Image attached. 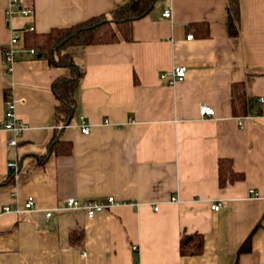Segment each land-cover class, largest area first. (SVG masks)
<instances>
[{
    "label": "crops",
    "instance_id": "0c3cea01",
    "mask_svg": "<svg viewBox=\"0 0 264 264\" xmlns=\"http://www.w3.org/2000/svg\"><path fill=\"white\" fill-rule=\"evenodd\" d=\"M10 1L0 0V264H264V0H240L238 37L228 36L227 0H159L134 23L133 42L70 48L86 71L61 135L74 152L44 167L33 156L53 136L60 102L51 84L71 72L24 50L22 36L12 46V35L68 27L126 0H21L33 14L8 19ZM176 66L189 71L172 84ZM235 82L245 83L261 114L254 106L247 117L233 115ZM7 90L30 124L14 147L3 127ZM203 103L214 117L201 116ZM220 158L233 159L245 179L221 187ZM30 196L35 207L27 210ZM109 196L118 205L94 217L61 209L69 198ZM75 228L85 233L82 247L70 245ZM256 228L251 251L238 253ZM192 234L203 235L204 252L182 256L181 238Z\"/></svg>",
    "mask_w": 264,
    "mask_h": 264
},
{
    "label": "trees",
    "instance_id": "16d2710c",
    "mask_svg": "<svg viewBox=\"0 0 264 264\" xmlns=\"http://www.w3.org/2000/svg\"><path fill=\"white\" fill-rule=\"evenodd\" d=\"M158 1L126 0L112 8L108 13L97 15L68 27H54L49 32L38 33L32 29H25L22 32L24 50H35L37 52L36 57L41 53V58L45 60L47 66L50 68L62 67L69 69L71 72L69 77H59L51 84L52 92L60 103L56 106L54 112L56 122L53 136L46 144L47 151L33 156L37 163L36 166L44 167L48 163L49 158L53 156H71L74 152V145L71 142L63 140L62 136L59 137V134L62 128L71 125L78 107L76 92L86 71L85 66L78 64L75 58L72 57L69 49L72 47L97 46L98 44L133 42L134 23L148 16ZM227 8L228 36L238 37L241 35L242 26L240 0H227ZM231 96V111L235 117H247L254 106H257V102L247 95L244 82L232 84ZM5 99H12L8 90ZM259 106L261 105H258L256 108L258 113L261 114L262 111ZM218 170V184L221 187H226L245 179V174L235 169L233 159L220 158ZM8 182L14 183L15 177L11 176L7 180ZM256 230L257 228L251 231L239 248L238 253H248L251 251V241ZM69 241L70 245L74 248L82 247L85 242L84 231L76 228L71 230ZM180 244L182 256L202 255L205 248L204 237L201 234L183 236Z\"/></svg>",
    "mask_w": 264,
    "mask_h": 264
},
{
    "label": "built area",
    "instance_id": "2783aa9c",
    "mask_svg": "<svg viewBox=\"0 0 264 264\" xmlns=\"http://www.w3.org/2000/svg\"><path fill=\"white\" fill-rule=\"evenodd\" d=\"M14 13H19L23 16L24 15L28 16L33 14V10L23 7L21 5V0H11L9 3V7L6 11V15L8 19ZM171 13L172 10H167L164 13V17L166 18L171 17ZM21 36H22V32L15 31L10 40V44L12 46L16 45V43L21 39ZM187 38L192 39L193 35L190 34L187 36ZM30 52L32 53L33 56L37 54V52L33 49L30 50ZM13 54H14L13 47H11L10 50H4V59H6V63L9 65V71L12 70V64L14 62ZM173 69L174 70L173 73L171 74V79H170V83L172 84L177 81H183L186 78L187 73L189 71V69L184 66H176ZM163 78H166V76L164 75ZM262 102H263V98L259 100V103ZM5 103H6V111L4 116L5 120L3 122V127L5 128V130L13 133V136L9 139V145L14 147L18 144L19 139L26 133V131H28V129L30 128V124L20 121L19 117H17L16 103L13 98L6 100ZM199 112L202 117L215 116V111L213 110V108L205 103H203V105L200 107ZM240 125L242 126L241 121H240ZM81 130L85 136L89 135L92 131L91 127L85 122V120H83V124L81 125ZM9 167L17 171L19 168V163L17 161H14L9 164ZM250 193H254L255 196H257V193L254 191V189H251ZM171 200L174 202L177 201L176 198H172ZM66 204L67 205L61 209L73 214L74 213L84 214L87 218H89V217H94L100 213H103L106 210L112 209L113 207L118 205V202L113 196H109L103 202L98 200H90V199L88 201H82L74 197V198H69ZM24 205H25V209L27 210L33 209L35 207V198L33 196H30ZM223 206L224 203L223 201H221L218 203H214L211 206V209L215 212H219ZM158 209L159 207H155V211H158ZM4 210L5 212L21 211L19 207L11 208L10 206H6ZM51 215L52 213L48 211L47 217H50Z\"/></svg>",
    "mask_w": 264,
    "mask_h": 264
},
{
    "label": "water",
    "instance_id": "95a60500",
    "mask_svg": "<svg viewBox=\"0 0 264 264\" xmlns=\"http://www.w3.org/2000/svg\"><path fill=\"white\" fill-rule=\"evenodd\" d=\"M41 56H42V54L40 53L39 55H37V58H40ZM62 133H63V128H62V130H61V132L59 134V137L62 135Z\"/></svg>",
    "mask_w": 264,
    "mask_h": 264
}]
</instances>
